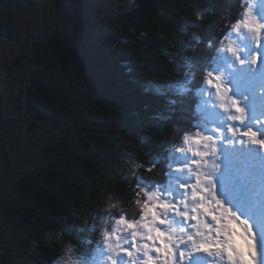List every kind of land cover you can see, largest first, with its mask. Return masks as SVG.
Returning a JSON list of instances; mask_svg holds the SVG:
<instances>
[{"label":"trees","instance_id":"1","mask_svg":"<svg viewBox=\"0 0 264 264\" xmlns=\"http://www.w3.org/2000/svg\"><path fill=\"white\" fill-rule=\"evenodd\" d=\"M58 1L63 18L54 35L36 40L32 51L23 48L8 66L24 84L28 112L58 135L42 145L43 163L23 174L13 170L14 200L0 194L8 230L0 235V264H55L66 244L78 252L94 249L102 219L121 210L139 215L137 177L163 180L160 165L147 168L183 131L171 109L197 113L200 107L190 109L167 86L186 73L202 78L195 71L205 62L200 48L207 33L215 27L225 35L244 3L132 0L107 17L102 0ZM99 16L104 22L97 30ZM16 228L28 237H15ZM20 252L25 261L18 262Z\"/></svg>","mask_w":264,"mask_h":264},{"label":"snow or ice","instance_id":"2","mask_svg":"<svg viewBox=\"0 0 264 264\" xmlns=\"http://www.w3.org/2000/svg\"><path fill=\"white\" fill-rule=\"evenodd\" d=\"M239 9L227 45L200 58L202 78L167 86L185 105L195 90L200 107L171 109L183 131L147 168L160 165L164 179L137 177L139 215L102 219L79 264H264V96L254 86L264 87V0Z\"/></svg>","mask_w":264,"mask_h":264},{"label":"rangeland","instance_id":"3","mask_svg":"<svg viewBox=\"0 0 264 264\" xmlns=\"http://www.w3.org/2000/svg\"><path fill=\"white\" fill-rule=\"evenodd\" d=\"M132 4V0H102L98 3L102 7L104 16L107 17ZM58 6V0H0V194L7 200L13 201L15 198L10 182H13L18 175H13V170H16L18 174H23L43 163L42 145L58 135V130L53 124L49 121H42L33 111L28 112L29 105L24 84L15 77L8 66L23 48L28 47L32 51L36 40L54 35L63 18V11ZM95 22L98 30L104 20L103 18L102 20L97 19ZM219 29L214 27L213 31L207 33L206 42L209 43L205 42L200 48V58L210 57L209 54L207 56L209 48L213 51L214 44L219 46L217 44L222 40L214 35L224 37L221 31L219 34L216 33ZM197 68L199 69L195 73L196 77H199L201 76V64ZM254 86L256 90L258 83ZM263 95V88H260L256 96ZM191 99L192 103L187 105L190 109L195 107L200 97L195 93ZM137 213H139V208ZM7 231V226H4V216L0 211V235L5 236L4 233ZM12 232L15 237L21 239L29 235L26 230L18 228ZM14 236L13 239H15ZM55 239L58 238L55 237ZM1 244L0 241L2 250ZM69 249L72 250L71 259ZM84 252H78L75 246L66 244L62 258L55 264H72L73 261L79 264V255ZM25 260L26 256L24 258L21 253L18 262Z\"/></svg>","mask_w":264,"mask_h":264},{"label":"bare ground","instance_id":"4","mask_svg":"<svg viewBox=\"0 0 264 264\" xmlns=\"http://www.w3.org/2000/svg\"><path fill=\"white\" fill-rule=\"evenodd\" d=\"M93 95V94H92Z\"/></svg>","mask_w":264,"mask_h":264}]
</instances>
